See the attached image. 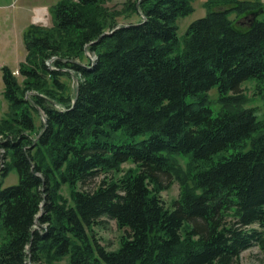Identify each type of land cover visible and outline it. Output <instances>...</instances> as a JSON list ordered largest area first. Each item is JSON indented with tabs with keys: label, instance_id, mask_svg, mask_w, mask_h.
Instances as JSON below:
<instances>
[{
	"label": "trees",
	"instance_id": "trees-1",
	"mask_svg": "<svg viewBox=\"0 0 264 264\" xmlns=\"http://www.w3.org/2000/svg\"><path fill=\"white\" fill-rule=\"evenodd\" d=\"M108 1L60 0L51 27L26 29L19 75L1 69L0 264H241L254 246L264 254V120L242 92L254 79L264 101V3L208 0L182 44L177 20L196 0ZM232 14L257 17L243 27ZM12 170L19 183L4 187ZM171 177L181 193L167 205ZM106 219L124 232L116 250L94 234Z\"/></svg>",
	"mask_w": 264,
	"mask_h": 264
},
{
	"label": "rangeland",
	"instance_id": "rangeland-1",
	"mask_svg": "<svg viewBox=\"0 0 264 264\" xmlns=\"http://www.w3.org/2000/svg\"><path fill=\"white\" fill-rule=\"evenodd\" d=\"M13 1L14 0H0V4L2 5L10 4ZM53 1H57V0H53ZM127 1L128 0H111L106 3V6L111 10L122 9ZM207 1L208 0H196L194 2V7H195L194 13L186 17L178 18L177 20V25L179 27L178 35L182 44L184 42V37L189 26L196 20L201 19L207 15L208 9L205 6V3ZM240 1L264 3V0H240ZM21 2L22 1L20 0H16L14 2L15 8L10 7L8 9H0V14L3 13V15L5 16L4 18L0 19V121L2 118H4L6 112L8 111V102L4 97L5 84L3 80V72L1 69L5 66L9 67L10 69L16 66L15 60L17 58L16 55L17 51L15 50L12 44L13 43L17 44L18 40H16L13 36L12 22H14L13 21L14 15L19 12V5L21 4ZM231 17L235 19L236 22L239 23L240 25L246 27L250 22V20L253 19V17L256 18L257 16L252 17V15L251 16L244 15L242 17H238L236 14H232ZM263 18L264 16L261 17V19ZM140 19H141L140 16H134L131 18L120 17L119 21H120V25H122L124 23L131 21L136 22L139 21ZM37 25H41V24H37ZM52 25H53V21L51 25L45 27H51ZM19 44L21 45L18 52L19 55H21L22 48L24 52H26L23 38L21 39ZM96 60H97V55L90 50H86L83 64L92 65L96 62ZM15 72H14L15 75H19V71L18 73ZM64 80L68 82L71 92L72 93L75 92L78 84V78L74 75V73L72 72L70 78L66 77L64 78ZM255 89H256V82L254 79L248 80L244 82V84L242 85V92L245 93V95H247L251 99V101L249 102V106L255 107L257 109L256 114L258 118L260 120H264V101L262 99H259L258 96L255 95L256 92ZM209 95L211 99L212 108L214 109L215 113H217L221 107V104L218 101V97H219L218 88H213L210 91ZM42 119H43V115L42 117H38L37 119L38 125H40ZM0 154L2 156V158H0V171H1L4 168V163H5V159L3 158L5 154L4 149L0 150ZM179 161L183 165L184 170L186 171L187 170L186 160L180 158ZM2 163H3V167H2ZM130 166L131 165L129 164L124 165L125 168H128ZM1 180L2 177L0 174V181ZM18 183H19V175L16 170H12L8 175V177L4 179V187H8ZM165 183L168 184V189L162 192V198L164 199L167 205H171L172 202L178 199V197L180 196L181 193L180 182L175 178L171 177L169 179H166ZM63 192L66 197L70 198V192L67 188H65ZM94 234L95 237L98 238L99 241L108 248V250H116L120 247L121 238L124 232L123 230L119 229L116 221L106 219V223L104 227L97 226L94 228ZM69 259H70L69 256L64 257L62 260L55 261L53 264H69L70 261ZM240 262L241 264H264V254L261 252L259 247L254 246L242 253Z\"/></svg>",
	"mask_w": 264,
	"mask_h": 264
},
{
	"label": "crops",
	"instance_id": "crops-1",
	"mask_svg": "<svg viewBox=\"0 0 264 264\" xmlns=\"http://www.w3.org/2000/svg\"><path fill=\"white\" fill-rule=\"evenodd\" d=\"M14 0L10 4L2 5L0 4V9H8L10 7L15 8L13 6ZM22 1L19 5V12L16 13L13 17L12 22V31L13 36L18 43H13V47L15 48L17 58L15 60L16 66L11 68L12 70L16 71L19 68V64L25 60L26 52H24L22 48V54L19 55V48H20V41L23 38L24 42V33L26 29L32 24H41L44 26H49L52 23V16L50 13V8L56 5L60 0L53 1V0H20ZM5 16L3 13L0 14V19L4 18ZM25 45V44H24ZM26 49V48H25Z\"/></svg>",
	"mask_w": 264,
	"mask_h": 264
},
{
	"label": "built area",
	"instance_id": "built-area-1",
	"mask_svg": "<svg viewBox=\"0 0 264 264\" xmlns=\"http://www.w3.org/2000/svg\"><path fill=\"white\" fill-rule=\"evenodd\" d=\"M15 4H13V6H14ZM15 73H18V71H16ZM2 167H3V163H2Z\"/></svg>",
	"mask_w": 264,
	"mask_h": 264
},
{
	"label": "water",
	"instance_id": "water-1",
	"mask_svg": "<svg viewBox=\"0 0 264 264\" xmlns=\"http://www.w3.org/2000/svg\"><path fill=\"white\" fill-rule=\"evenodd\" d=\"M42 213H43V211H42ZM42 213H41V214H42ZM41 214H40V215H41Z\"/></svg>",
	"mask_w": 264,
	"mask_h": 264
}]
</instances>
